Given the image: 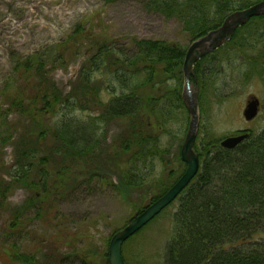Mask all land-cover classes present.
Returning a JSON list of instances; mask_svg holds the SVG:
<instances>
[{"label": "rangeland", "instance_id": "374dc122", "mask_svg": "<svg viewBox=\"0 0 264 264\" xmlns=\"http://www.w3.org/2000/svg\"><path fill=\"white\" fill-rule=\"evenodd\" d=\"M200 38L191 41L182 24L175 19L167 20L159 14L149 13L144 8L143 0H120L113 4H106L103 0H0V147L8 136L17 137L25 125L24 122L21 127H13L20 119L14 114L16 109L11 107L9 97L14 90L25 91L23 79L30 75H41L46 79L49 77L67 94L81 64L94 54L92 46L103 42L106 45L112 43L122 56L131 57L136 54L131 41L165 42L187 50ZM234 52L224 50L218 54L222 59V63L217 64L218 76L213 87L205 88L206 100H203L202 108H198L194 153L197 144L206 137L221 142L247 132L257 135L264 128V84L258 80L247 84L248 66H243L246 65L247 53L234 55ZM37 58L40 59L41 66L37 64ZM27 59L29 70L23 73V67L22 72L18 69V73L13 74L15 64L19 65ZM109 65L113 66L114 63L108 60L100 72L91 74V86L99 89L98 105H92V97L89 96L86 97L89 102L84 103L82 100V105L77 103L81 110L73 104L67 111L61 107L56 108L53 115L45 112L40 117L43 126L40 137L37 136L34 140V133L33 138L30 137L28 141L35 143L21 147L18 158L27 159L31 154L33 158L39 156V167L48 162V168L54 173L63 175L67 170V174L64 178L57 175L55 183L45 191L37 189L38 204H32L20 215H13L11 209L25 203L28 197L26 190L17 188L3 201V196L0 195V264H15L13 250L23 256L34 254L38 261H41V255L55 250L60 258H65L63 264H92L97 254L95 263L102 264V256L107 255L111 238L129 225L133 210L140 206L141 201V207L143 206L144 201L138 194L125 196L107 183L106 178L109 183L117 184L118 180L113 174L122 170L124 160L119 159L117 170L109 167V173H104V169H101L100 174L103 176L99 175L93 164L101 158L102 139L106 129L109 127L108 147L125 122V118L121 120L106 116L107 103L114 97L128 94L113 83V70H110ZM137 79H132L135 87L138 85L135 89L137 95L140 92L144 96L158 95L155 92L158 88L152 89V82ZM160 87L162 92L164 87ZM162 95V100L167 103L174 101L173 96L166 92ZM23 96H27V92ZM77 96L80 97V94ZM251 97L260 100L261 108L257 117L246 123L242 114ZM156 108L155 104H151L146 109L155 113L158 119L160 117L164 120L161 114L158 115ZM170 112L171 121L168 124L159 120L164 123V131L153 125L155 123L152 118L148 120L146 117L153 133H160L157 145L162 148L159 154L161 159L158 157L157 161L158 167L147 176V184L154 185L152 190L156 195L158 182L163 181L162 185L166 187V191L152 202L168 192L185 171L183 164L181 174L171 184L162 178V173L167 174L175 164L190 120L185 107L181 112ZM64 115L79 125L89 126L94 141L87 152L72 151L59 138L58 127ZM28 129H32V126ZM131 140L134 145H140L139 148L145 146L147 153L154 146L149 140L143 142L140 136ZM49 148H52L51 153ZM106 153L104 151L103 156ZM13 159V149L8 146L2 153L0 180L10 181L6 172ZM166 160L172 164L164 167ZM178 197L123 244L121 255L124 264H160L164 243L169 239L171 216L176 212ZM128 198L133 201L132 204L127 203ZM4 247L11 250L10 255L3 252ZM85 256L92 260H85Z\"/></svg>", "mask_w": 264, "mask_h": 264}, {"label": "trees", "instance_id": "16d2710c", "mask_svg": "<svg viewBox=\"0 0 264 264\" xmlns=\"http://www.w3.org/2000/svg\"><path fill=\"white\" fill-rule=\"evenodd\" d=\"M103 1L106 4H113L120 0ZM261 1L263 0H248V2L247 0H143L144 8L149 13L159 14L167 20L175 19L182 24L184 32L191 41L220 27L229 14L247 9ZM131 42L136 50V54L131 57L122 56L114 49L112 43L91 45L94 54L81 65L67 94H64L49 77L46 76L48 78L46 79L41 75L33 74L23 79L25 91L14 90L13 94L8 96L11 107L16 109L14 114L20 119L13 127L20 126L24 122L25 125L17 137L8 136L1 143L0 167L2 153L6 147H12L14 159L6 172L10 181L0 180V195L3 196V201L7 200L17 188L25 189L28 193L21 207L11 209L13 215L23 214L32 204H38L37 189L45 191L49 185L55 183L57 175H61L50 170L48 162L39 167V156L33 158L31 154L27 159L18 158L21 147L35 143L28 141L30 137L33 138L34 133H36L34 140L37 136L40 137L43 128L40 117L45 112L53 115L56 108L61 107L67 111L73 107V104L81 110L77 103L82 105L83 102H89L86 100L89 96L92 97L90 103L98 105L99 89L91 86V74L100 72L108 60L114 63L113 66L109 65L110 70H113V83L119 85L120 89L128 94L112 98L105 106V111L108 113L106 116L121 120L125 118V122H123L124 127L120 128L108 147L109 127L106 129L102 139V149L107 153L103 156L102 152L101 158L92 163L96 165V170L101 175V169H104V173L109 167L117 170L119 159L124 160L122 170L119 169L118 173L112 172L118 180L117 184L113 185L107 178L106 180L115 191L125 196L136 193L144 201L148 194V197L155 200L166 191V187L162 185L163 181L158 182L157 195L152 190L154 185L147 184L149 182L147 176L158 167L157 161L158 157L161 159L159 154L162 148L157 145L160 133H153L146 117L154 120L153 125L157 129H163L164 123L159 120L168 124L171 121L170 111L181 112L184 109L181 93L182 67L186 49L165 42ZM224 50L235 51L234 55L246 52V65L243 66H248L247 84L253 80L264 84V16L251 19L247 25L234 33L230 42L195 64L193 83L199 91V108H202L203 100H206L205 88L214 86L213 82L219 72L217 64L222 63L218 54ZM27 61L28 59L19 65L15 64L13 74L18 73V69L22 72L23 67H25L23 73H26L29 70ZM36 62L41 66L39 58ZM137 78L152 82V89L158 88L155 91L158 95L144 96L141 92L137 95L135 89L138 85L135 87L132 82V79ZM210 82L211 85H208ZM160 86L164 87L162 92ZM25 92L27 96H23ZM165 92L173 96L172 103L162 100L164 99L162 94ZM160 93L162 94L159 95ZM78 94L80 97L77 96ZM151 104L156 105L158 115L161 114L164 120L160 117L158 119L155 113L147 111L146 108ZM4 126L6 127L7 123ZM30 126L32 129H28ZM58 130L59 138L72 151L85 153L93 145L94 140L89 126L79 125L74 120L68 119L67 115L63 116ZM249 134L248 140L231 151L222 149L217 139L207 137L197 146L195 145V153L200 164L199 171L179 196L180 198L178 197L176 212L171 216L172 227L169 239L164 243L160 264H264V128L257 135L251 132ZM139 136L143 142L149 140L154 144L148 149V153L145 146L139 148L140 145L132 143L131 139ZM58 147L63 148L59 145ZM51 150L52 148L48 149L49 153ZM171 164L167 160L164 161V167ZM183 167L177 153L173 168L167 174L162 173L163 180L166 183H173L181 174ZM65 174L67 170L61 176L64 178ZM127 203L132 204L133 201L128 198ZM141 204L133 211L140 212ZM3 252L10 255L11 250H6L4 247ZM12 256L15 264H19L17 261L21 264H63L65 261V258H60L55 250L41 255V261H38L34 254L19 255L17 250H13ZM106 256H102V259L104 260ZM87 259L92 260L91 257L90 260L85 256V260ZM96 259L97 254L92 264H96Z\"/></svg>", "mask_w": 264, "mask_h": 264}, {"label": "water", "instance_id": "95a60500", "mask_svg": "<svg viewBox=\"0 0 264 264\" xmlns=\"http://www.w3.org/2000/svg\"><path fill=\"white\" fill-rule=\"evenodd\" d=\"M262 16H264V1L247 9L231 13L225 18L220 27L193 42L186 50L182 67L184 79L182 100L190 120L187 134L179 152L180 161L185 165V171L178 182L159 200L152 202L150 198L147 199L143 204V212L141 214L134 213L129 225L111 238L108 247V260L105 264H124L121 255L122 245L159 213L169 207L198 173L199 160L193 151L198 128V100L197 90L192 87L190 82L194 65L228 43L234 33L245 26L250 19ZM258 107L259 101L256 98H252L246 104L243 111V118L246 122L252 121L257 116ZM246 138H248V135L227 138L221 142L220 146L227 150H233Z\"/></svg>", "mask_w": 264, "mask_h": 264}, {"label": "bare ground", "instance_id": "6f19581e", "mask_svg": "<svg viewBox=\"0 0 264 264\" xmlns=\"http://www.w3.org/2000/svg\"><path fill=\"white\" fill-rule=\"evenodd\" d=\"M250 21H251V19L249 20V22H250ZM249 22H248V23H249ZM248 23H247V24H248ZM218 50H219V49H218ZM252 98H255V97H251L250 100H251ZM91 180H92V179H91ZM122 246H123V245H122ZM106 260H108V253H107V256H106Z\"/></svg>", "mask_w": 264, "mask_h": 264}]
</instances>
